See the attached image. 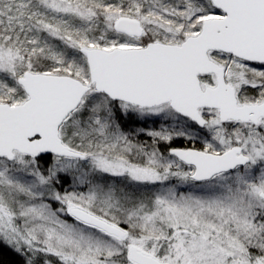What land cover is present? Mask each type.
Listing matches in <instances>:
<instances>
[{
  "label": "snow or ice",
  "instance_id": "6c2138e0",
  "mask_svg": "<svg viewBox=\"0 0 264 264\" xmlns=\"http://www.w3.org/2000/svg\"><path fill=\"white\" fill-rule=\"evenodd\" d=\"M0 264H264V0H0Z\"/></svg>",
  "mask_w": 264,
  "mask_h": 264
}]
</instances>
